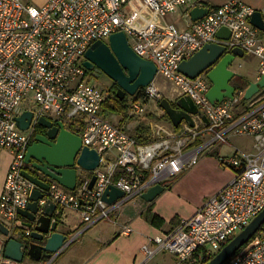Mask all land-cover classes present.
<instances>
[{"label":"built area","instance_id":"1","mask_svg":"<svg viewBox=\"0 0 264 264\" xmlns=\"http://www.w3.org/2000/svg\"><path fill=\"white\" fill-rule=\"evenodd\" d=\"M130 1L44 0L33 4L0 0V146L12 154L0 195V221L9 230L20 224L17 210L27 205L34 186L21 174L34 127L30 124L23 132L15 120L24 111L21 102L29 93L36 107L27 110L61 119L80 135L82 144L100 154L96 169L79 172L73 189L50 180L44 196L38 199L39 205L52 200L61 221L69 209L78 212L86 225L109 218L111 210L148 186L156 182L165 185L168 177L195 165L206 145L227 143L232 135H251L253 151L217 158L220 165L234 169L232 179L172 230L152 237V244L141 247L145 257L157 250L172 253L174 264H192L196 253L197 262H207L264 207V97L241 106L239 99L244 90L235 87L231 97L211 102L206 97L211 85L206 71L212 66L193 78L177 67L203 44L218 43L224 46L222 55L240 48L256 56L259 79L264 73V35L250 22L257 9L242 0L218 4L206 0H139L150 15L144 25L135 26L128 18L133 10ZM181 6H185L189 17L186 25L162 21ZM194 6L207 11L191 20L189 10ZM222 26L230 31L227 38L216 36ZM119 30L125 32L138 55L153 60L157 72L175 84L181 95L193 99L207 122L197 116L194 125L185 121L177 128L154 124L153 139L141 141L105 118L102 109L107 91L88 81L83 62L92 42L107 41ZM161 97L152 82L143 87L142 98ZM144 111L142 101L128 104L129 115ZM203 140L207 142L202 144ZM109 151L112 157L105 155ZM92 173L96 180L89 188ZM108 183L125 192L112 204L101 198ZM120 231L129 234L132 228L124 222ZM258 231L226 264H264V223ZM3 248L1 245L0 264L16 263L3 256ZM53 255L46 264H51Z\"/></svg>","mask_w":264,"mask_h":264},{"label":"water","instance_id":"2","mask_svg":"<svg viewBox=\"0 0 264 264\" xmlns=\"http://www.w3.org/2000/svg\"><path fill=\"white\" fill-rule=\"evenodd\" d=\"M206 11L205 7L194 6L189 10V16L191 20H196ZM250 22L264 31V17L260 10L253 12ZM229 34L230 31L223 26L216 31V36L220 38H227ZM223 52V45L205 43L190 57L182 59L177 67L181 73L193 78L212 66L206 71L211 82L206 97L211 102H219L224 97L232 96L235 86L231 79L237 74L229 65L235 55L244 54L240 48L222 55ZM83 64L86 69L96 65L103 71L116 84V94L120 99L126 94L135 95L137 90L150 84L157 73L155 62L138 55L129 45L123 30L111 33L107 41L97 39L92 42L85 52ZM262 87L264 73L259 79L249 81L243 97L250 98ZM159 106L174 127H178L182 121L194 125V116H200L207 122L205 115L187 94L178 97L174 103L163 97L159 100ZM15 120L20 130H27L30 124L34 127L24 155V163L29 168L23 167L21 170L22 176L34 184L29 192V202L24 208L17 210L22 219L12 230L0 221V233L6 237L3 256L19 263L25 255L33 260L49 258L73 239L57 228L62 221L56 213V204L47 199L43 205H39L38 199L44 196L50 180L73 189L79 172L96 169L100 163V154L95 148L82 144L80 135L69 129L61 119L54 120L42 114L36 115L32 110H24ZM36 126L39 129L35 130ZM95 180L96 174L92 173L89 188H92ZM164 188L163 184L156 182L142 191L140 197L151 202ZM124 193L121 188L108 183L101 198L112 204ZM263 223L264 207L205 264L226 262Z\"/></svg>","mask_w":264,"mask_h":264},{"label":"crops","instance_id":"3","mask_svg":"<svg viewBox=\"0 0 264 264\" xmlns=\"http://www.w3.org/2000/svg\"><path fill=\"white\" fill-rule=\"evenodd\" d=\"M257 74L258 69L256 67L250 76L246 78L249 81L256 80ZM156 86L159 90L160 86L158 84ZM180 96L179 92L171 91L163 95L172 103ZM139 101H142L145 107V111L141 115H134L133 117L126 113L119 116L118 113L112 112V115L117 117L115 122H119L120 126L126 127L131 135L144 141L146 133L149 132L151 140L153 139L152 129L154 124H160L166 128L174 127L170 120H168V124L165 122L167 119L163 117L165 112L159 106V100L140 97ZM194 121L195 123L198 121L197 116H194ZM244 136L252 138L249 146L251 147L252 145L253 148V137L251 135ZM206 142L207 140H203L202 144ZM222 146L232 147V153H220ZM238 151L251 152L253 149L246 151L244 146L231 141V139L227 143H217L213 147L212 145H206L198 162L192 167L168 177L165 180L164 190L151 202L145 201L140 195H137L122 203L120 207L111 210L109 218L102 219H108L116 225L113 235L111 234V236L104 238L97 237L94 241H91V244L80 243L68 256V263L174 264L175 255L172 253L157 250L152 256L145 257L141 247L147 243L152 244V237L172 230L182 219L192 215L210 196L226 185L232 179L234 169L220 165L217 158L219 155L239 153ZM105 155L112 157V151L107 152ZM11 159V152L0 146V195ZM149 211L150 214L156 213L163 219V223L160 226H155L150 222L148 219ZM68 216L72 218H68ZM102 219L95 222H99ZM124 222H128L132 228L129 234H123L120 231V225ZM86 224L81 221L79 213L75 210L69 209L66 211L65 218L58 224L57 228L73 239L61 251L54 254V258L66 248H70L72 243L75 242V238L81 236L95 223ZM5 239L6 237L0 233V246L3 245ZM195 256L196 261L192 264H199V261L197 262L198 254L196 253Z\"/></svg>","mask_w":264,"mask_h":264},{"label":"rangeland","instance_id":"4","mask_svg":"<svg viewBox=\"0 0 264 264\" xmlns=\"http://www.w3.org/2000/svg\"><path fill=\"white\" fill-rule=\"evenodd\" d=\"M25 1H28L33 4H39V3H42L44 0H41V2L40 0H25ZM206 1L210 4H218L225 0H206ZM242 1L251 5L253 8L257 10H260L262 12V16L264 17V0H242ZM130 2L133 5V10L132 12L128 14L129 22L135 26L144 25L150 15V10L148 8L143 7L142 4L139 2V0H131ZM162 21L164 22L171 21L177 24L178 26L186 25L187 22L189 21V17L187 15V11L185 10V6L178 7L174 12L168 13L162 18ZM260 34L264 35V31H261ZM229 67H231L237 75H241L243 77L248 78V76H250V74L253 72L254 69H256V67L258 69V58L254 56L253 54L250 55L246 53H244L242 56L235 55ZM236 76H234L231 79V82L235 80ZM88 81L98 86L100 89L106 90L107 99L105 103L111 102V95H112L111 91L113 92V90H115L116 88L113 85L114 83L112 82L110 78H108L107 76H102L98 79V81H94L90 79H88ZM152 83L155 86L156 84L160 86L161 89L159 88V91L162 96L161 98H163V95H165L169 91L175 92V93L180 92L178 87L175 84H173L171 81H169L167 78H165L160 72L156 73L155 77L152 80ZM241 97L242 96H240V99H239V105L247 106L248 104L256 101L257 99L264 97V87L260 88L258 92H256L253 96H251L248 99L241 98ZM133 99H134V95L132 96V95L126 94L125 101L127 102V104L131 103ZM137 100H139V98ZM21 107H22V110H27L29 107H34V108L36 107V102L31 98L30 93L26 98L22 100ZM102 112L106 119L118 125L120 124L119 122H115L117 117L113 116L112 113L108 111V109L104 108V106H103ZM118 115L120 116L121 114L118 113ZM134 115L138 116L141 114H134ZM134 115L132 116L134 117ZM168 120L169 118L167 119V121H165L167 124H168ZM121 127L126 132L128 131L126 127H123L122 125ZM23 132H26V130H24ZM229 139H231V141L233 142H236L244 146L246 151L248 150L251 151L253 149L252 145L251 147L249 146V142H251V139H252L249 136L232 135L230 136ZM220 153L231 154L232 147L222 146L220 148ZM68 218H72V217L68 216ZM4 222L8 225H11V222L9 221H4ZM94 223L95 224H93L81 236L79 237L77 236L75 238V242L72 243L70 248H66L60 255H57L54 258V260H52L51 264H69L68 256H70L71 251H73L75 247H77L80 243L91 244V241H94L97 237L104 238L106 236H111V234L113 235V231L115 230L116 225L112 221H109L108 219H102L99 222H94ZM47 261L48 259L44 257H42L39 260H33L27 255H25L21 262L13 263V264H46Z\"/></svg>","mask_w":264,"mask_h":264},{"label":"trees","instance_id":"5","mask_svg":"<svg viewBox=\"0 0 264 264\" xmlns=\"http://www.w3.org/2000/svg\"><path fill=\"white\" fill-rule=\"evenodd\" d=\"M232 83H233V85L236 88L244 90L248 86L249 80L246 77H243L241 75H237L236 78H235V80ZM111 93H112V95H111V102L105 103L104 104V108L105 109H108V111L111 112V113L113 112V113H119V114L125 115L128 112V104L125 101V96H124V98L120 99L117 96V94H116V89L113 90V92L111 91ZM142 95H143V88H140L139 90H137L136 94L134 95V99L132 101L137 100L138 98L142 97ZM241 98H244L243 95H242ZM163 117L165 119H168L166 113H163ZM37 129H39V126H36V129L35 130H37ZM135 138H137V137H135ZM137 139L138 140H141V139H139V137ZM143 140L144 141H149L150 140L149 132L146 133V136H145V138ZM148 213H149L148 214V219L150 220V222L153 225L160 226L163 223V219L159 215H157L156 213L150 214V211ZM258 232L259 231H257L251 238H253L256 234H258ZM251 238L249 240H251ZM5 242H6V239L4 240V244H5ZM245 244H247V243H245ZM239 250L240 249H238L234 254H236ZM228 260L226 262H224L223 264H226L228 262ZM205 263H206V261H201L199 264H205Z\"/></svg>","mask_w":264,"mask_h":264},{"label":"flooded vegetation","instance_id":"6","mask_svg":"<svg viewBox=\"0 0 264 264\" xmlns=\"http://www.w3.org/2000/svg\"><path fill=\"white\" fill-rule=\"evenodd\" d=\"M86 73L88 79L98 81V79L102 76H107L103 71H101L96 65H93L91 69H86ZM108 77V76H107ZM109 78V77H108ZM113 82V81H112ZM114 83V82H113ZM116 88V84H113ZM23 167L29 168L27 165L24 164Z\"/></svg>","mask_w":264,"mask_h":264},{"label":"bare ground","instance_id":"7","mask_svg":"<svg viewBox=\"0 0 264 264\" xmlns=\"http://www.w3.org/2000/svg\"><path fill=\"white\" fill-rule=\"evenodd\" d=\"M66 126L69 128V126H68V125H66ZM69 129H70V128H69ZM227 242H228V241H227ZM227 242H226V243H227ZM226 243H225V244H226ZM218 251H219V250H218ZM216 253H217V252H216Z\"/></svg>","mask_w":264,"mask_h":264}]
</instances>
